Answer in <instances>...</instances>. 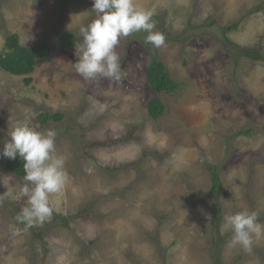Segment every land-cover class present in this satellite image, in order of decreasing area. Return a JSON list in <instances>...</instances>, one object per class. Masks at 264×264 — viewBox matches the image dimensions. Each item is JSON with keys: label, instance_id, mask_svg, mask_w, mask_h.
Listing matches in <instances>:
<instances>
[{"label": "rangeland", "instance_id": "374dc122", "mask_svg": "<svg viewBox=\"0 0 264 264\" xmlns=\"http://www.w3.org/2000/svg\"><path fill=\"white\" fill-rule=\"evenodd\" d=\"M155 9L153 31L121 38L120 84L76 71L79 28L95 18L93 0H0V52L7 37L53 47L65 32L70 48L39 60L33 80L0 67V264H264V235L252 251L221 234L228 215L258 213L264 224V61L226 50L223 26L238 47L264 53V0H134ZM258 6L261 10H257ZM164 34V33H163ZM165 35V34H164ZM162 60L179 88L158 93L147 68ZM165 104L158 118L148 106ZM43 113H62L43 124ZM55 130L68 181L50 196L51 216L27 228L25 181L6 167L4 144L17 122ZM222 190L214 196L210 167Z\"/></svg>", "mask_w": 264, "mask_h": 264}, {"label": "clouds", "instance_id": "9594fccd", "mask_svg": "<svg viewBox=\"0 0 264 264\" xmlns=\"http://www.w3.org/2000/svg\"><path fill=\"white\" fill-rule=\"evenodd\" d=\"M92 12L95 18L79 28L82 43L76 45L75 63L77 73L87 81L99 77L121 83V67L115 51L121 38L133 33L147 32L145 43L154 48L165 45L163 33L153 31L152 20L155 9H138L134 0H93ZM10 139L4 144L2 156L24 161L23 194L27 197L26 206L17 215L16 220L27 228L42 225L52 214L50 196L62 192L68 181L64 169L65 159L55 154L57 132L52 129L38 131L25 122H17L8 134ZM11 192L0 195V202ZM221 234L232 233L230 246L240 245L251 253L253 237L264 235V224L258 222V213L240 211L224 218Z\"/></svg>", "mask_w": 264, "mask_h": 264}, {"label": "trees", "instance_id": "16d2710c", "mask_svg": "<svg viewBox=\"0 0 264 264\" xmlns=\"http://www.w3.org/2000/svg\"><path fill=\"white\" fill-rule=\"evenodd\" d=\"M257 10H261L258 6ZM239 22L223 26L221 28L222 35L226 38V44L224 47L229 50L232 47L239 48L241 56L248 57L254 61H264V53L259 48H247L238 47L233 43L227 36L231 31L237 30L239 27ZM162 32L168 37L165 32L164 25L161 26ZM76 33L65 32L59 37L56 42V46L53 47L48 43H41L35 46H23L20 44L18 34H12L7 37L4 49L0 52V67L13 75L26 76L25 82L30 84L33 80L31 76L35 71L39 60L47 59L53 50L57 48H70L76 43ZM147 75L149 78L150 85L158 93H170L174 92L179 88V84L172 78L170 70L165 65V63L158 59L153 58L152 62L147 68ZM149 114L152 118H158L165 110L164 102L156 99L152 101L148 106ZM62 113H43L39 116V121L43 124H47L50 121L59 122L62 120ZM24 161L21 157L17 156L15 159H9L7 161L6 167L14 173L15 175L23 178L25 173L23 170ZM212 176V192L214 196H217L222 190V181L216 168L213 166L209 168Z\"/></svg>", "mask_w": 264, "mask_h": 264}]
</instances>
